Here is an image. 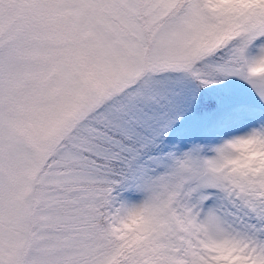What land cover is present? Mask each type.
Returning a JSON list of instances; mask_svg holds the SVG:
<instances>
[{"label":"snow or ice","instance_id":"obj_1","mask_svg":"<svg viewBox=\"0 0 264 264\" xmlns=\"http://www.w3.org/2000/svg\"><path fill=\"white\" fill-rule=\"evenodd\" d=\"M0 264H264V0H0Z\"/></svg>","mask_w":264,"mask_h":264}]
</instances>
